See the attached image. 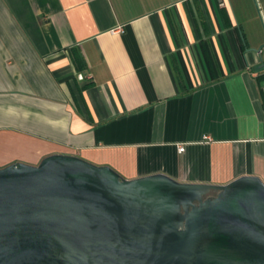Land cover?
I'll list each match as a JSON object with an SVG mask.
<instances>
[{
	"label": "crops",
	"instance_id": "obj_1",
	"mask_svg": "<svg viewBox=\"0 0 264 264\" xmlns=\"http://www.w3.org/2000/svg\"><path fill=\"white\" fill-rule=\"evenodd\" d=\"M54 154L264 183V0H0V168Z\"/></svg>",
	"mask_w": 264,
	"mask_h": 264
},
{
	"label": "water",
	"instance_id": "obj_2",
	"mask_svg": "<svg viewBox=\"0 0 264 264\" xmlns=\"http://www.w3.org/2000/svg\"><path fill=\"white\" fill-rule=\"evenodd\" d=\"M0 264H264V183L133 180L54 154L0 168Z\"/></svg>",
	"mask_w": 264,
	"mask_h": 264
},
{
	"label": "built area",
	"instance_id": "obj_3",
	"mask_svg": "<svg viewBox=\"0 0 264 264\" xmlns=\"http://www.w3.org/2000/svg\"><path fill=\"white\" fill-rule=\"evenodd\" d=\"M185 149H186V148H185V146H180V147H179V152H181V153H182V152H184V151H185Z\"/></svg>",
	"mask_w": 264,
	"mask_h": 264
}]
</instances>
